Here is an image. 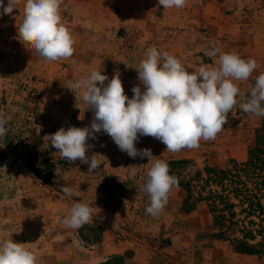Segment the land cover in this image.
<instances>
[{
	"label": "rangeland",
	"instance_id": "374dc122",
	"mask_svg": "<svg viewBox=\"0 0 264 264\" xmlns=\"http://www.w3.org/2000/svg\"><path fill=\"white\" fill-rule=\"evenodd\" d=\"M24 3L19 0L11 15H0V115L11 117L9 131L0 138V239L26 243L36 264H101L116 256L126 264H264V252L238 253L217 231L212 234L204 200L185 211V190L179 185L158 216L147 214L150 201L140 188L151 162L120 151L103 131L88 140L87 155L101 164L93 173L79 160L60 159L44 138L61 127L91 124L94 112L79 92L65 87L69 81L92 70L109 80L119 72L131 98L148 48L179 58L191 72L202 64L216 66L215 58L205 55L215 45L221 52L254 58L258 65L248 81L236 82L240 94L224 130L196 149L177 153L150 136H141L135 146L150 148L153 161L194 160L199 169L244 160L260 122L240 103L264 73V0H187L185 7L168 10L158 0H63L62 22L74 36L75 52L57 62H45L19 41ZM169 169L186 180L192 165ZM62 186L72 187L74 195L66 196ZM74 202L99 208L78 230L62 223Z\"/></svg>",
	"mask_w": 264,
	"mask_h": 264
},
{
	"label": "clouds",
	"instance_id": "9594fccd",
	"mask_svg": "<svg viewBox=\"0 0 264 264\" xmlns=\"http://www.w3.org/2000/svg\"><path fill=\"white\" fill-rule=\"evenodd\" d=\"M187 0H158L164 10L183 8ZM19 0H0V15H11ZM63 0H25L23 14L17 26L18 39L26 49L45 62H57L73 57L75 39L62 22L60 7ZM205 55L215 58L216 66L202 64L189 71L179 58L156 47L147 49L139 67L140 85L134 86L129 98L116 72L109 80L101 71L92 70L65 86L94 112L90 126L59 128L44 138L56 149L60 159L88 165V173L100 167L95 155L88 156V140L103 131L111 137L120 151L130 157H146L151 166L140 190L147 194L146 213L158 216L168 203V196L178 184L170 174L166 161L155 159L152 150H138L136 142L141 136H150L162 142L166 151L177 153L182 149H196L200 142L214 140L224 130L228 113L237 104L240 89L236 82L248 81L258 65L254 58L244 59L234 52H221L212 45ZM107 82V83H106ZM76 96V95H75ZM243 112L264 117V73L256 77L250 94L240 103ZM11 117L0 115V138L9 131ZM130 167V166H129ZM130 174L136 175L135 166ZM62 192L71 198L74 189L62 186ZM126 203V201H125ZM93 208L84 202H74L64 225L78 230L93 221ZM37 257L26 243L11 238L0 239V264H36Z\"/></svg>",
	"mask_w": 264,
	"mask_h": 264
},
{
	"label": "trees",
	"instance_id": "16d2710c",
	"mask_svg": "<svg viewBox=\"0 0 264 264\" xmlns=\"http://www.w3.org/2000/svg\"><path fill=\"white\" fill-rule=\"evenodd\" d=\"M167 163L173 168L192 165L188 179L180 180V172L176 174L177 185L185 190L182 198L185 211L193 210L197 202L204 200L212 215L209 230L217 231V235L228 240L238 253L264 252V117H260L247 156L242 161L230 159L224 165L205 164L202 169L195 168L194 160ZM231 230L235 235L226 236ZM257 236H261L259 241H255ZM113 259L115 264H126L123 256L101 264H114Z\"/></svg>",
	"mask_w": 264,
	"mask_h": 264
}]
</instances>
